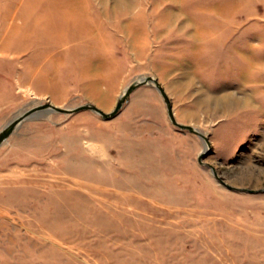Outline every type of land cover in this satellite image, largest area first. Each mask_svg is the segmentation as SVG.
I'll list each match as a JSON object with an SVG mask.
<instances>
[{
	"label": "rangeland",
	"instance_id": "1",
	"mask_svg": "<svg viewBox=\"0 0 264 264\" xmlns=\"http://www.w3.org/2000/svg\"><path fill=\"white\" fill-rule=\"evenodd\" d=\"M148 75L205 163L264 189V0H0V130L110 112ZM122 106L0 144V264H264V192L217 180L154 85Z\"/></svg>",
	"mask_w": 264,
	"mask_h": 264
},
{
	"label": "water",
	"instance_id": "2",
	"mask_svg": "<svg viewBox=\"0 0 264 264\" xmlns=\"http://www.w3.org/2000/svg\"><path fill=\"white\" fill-rule=\"evenodd\" d=\"M145 84H152L154 85L158 91L161 93V95L163 96V99L165 101V104L167 106V113H168V117L170 118V120L172 121V123L178 127H180L183 130H189L192 133H195L197 135H199L200 137H202L205 142V147L204 150L199 153V161L200 163H205L202 158H203V154H205L207 148L210 146V141L209 138L207 136V134H205L203 131H201L200 129H197L195 126L191 125V124H185V123H181L179 122L176 117H174V111H173V107L171 104V99L169 98L167 92L165 91V88L163 87V85L159 82V80L157 78H154V76L148 75V76H142V78H138L134 81H132L126 88L124 91L121 92V95L119 96L118 100H117V104L114 105L115 107L110 111L107 112L105 110H103L100 107H97L94 103L92 102H87V103H83L74 107H61V106H57L53 103L47 102V103H42L39 105H36L34 107L28 108L26 109V111H24L22 114L17 115L14 119L10 120L9 122L6 123V125L3 127V129L0 130V144L3 143V141L7 138L8 135H10L15 126L17 125V122L23 120L24 118L26 119L29 116H32L34 113L41 111V110H49V111H57V112H63V113H74L80 110H92L98 114H100L102 116V118L104 119H109L112 118L114 116H116L119 111L122 109V105L125 104L129 98L130 95L132 93V91H134L137 87L141 86V85H145ZM209 166V168L212 169V172L214 174V176L217 178V180H219L221 183H223L225 186H227L230 189H235V190H245L248 192H259V191H263L264 189H249V188H240V187H235L232 184L228 183L226 180H223V178L219 175V173L217 172L216 168L213 167V165L210 166V164H207Z\"/></svg>",
	"mask_w": 264,
	"mask_h": 264
},
{
	"label": "bare ground",
	"instance_id": "3",
	"mask_svg": "<svg viewBox=\"0 0 264 264\" xmlns=\"http://www.w3.org/2000/svg\"><path fill=\"white\" fill-rule=\"evenodd\" d=\"M100 2V1H99ZM104 2V1H103ZM116 10V9H115ZM254 77V76H253ZM235 97H236V95H235ZM233 101H235V100H233ZM238 104H240L239 102H237ZM234 104V103H233ZM236 104V103H235ZM244 104H245V102H244ZM24 112V111H23ZM22 112V113H23ZM21 112L18 114V115H20V114H22Z\"/></svg>",
	"mask_w": 264,
	"mask_h": 264
}]
</instances>
